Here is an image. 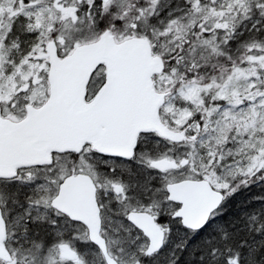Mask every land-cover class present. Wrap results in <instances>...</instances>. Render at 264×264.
I'll return each instance as SVG.
<instances>
[{"label": "snow or ice", "instance_id": "6c2138e0", "mask_svg": "<svg viewBox=\"0 0 264 264\" xmlns=\"http://www.w3.org/2000/svg\"><path fill=\"white\" fill-rule=\"evenodd\" d=\"M0 264H264V0H0Z\"/></svg>", "mask_w": 264, "mask_h": 264}]
</instances>
